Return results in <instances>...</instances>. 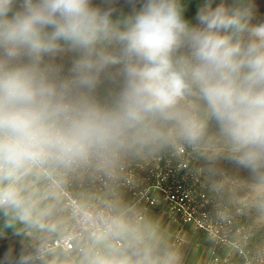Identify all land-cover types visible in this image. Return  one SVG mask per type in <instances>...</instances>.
I'll return each instance as SVG.
<instances>
[{
	"label": "clouds",
	"instance_id": "obj_1",
	"mask_svg": "<svg viewBox=\"0 0 264 264\" xmlns=\"http://www.w3.org/2000/svg\"><path fill=\"white\" fill-rule=\"evenodd\" d=\"M186 7L143 0L114 19L94 0H0V209L32 221L20 185L35 168L106 162L170 131L197 142L206 125L185 107L191 97L238 163L264 166V22H254V0H204L196 24ZM68 54L65 71L57 57ZM104 79L118 82L109 103L96 97Z\"/></svg>",
	"mask_w": 264,
	"mask_h": 264
},
{
	"label": "built area",
	"instance_id": "obj_2",
	"mask_svg": "<svg viewBox=\"0 0 264 264\" xmlns=\"http://www.w3.org/2000/svg\"><path fill=\"white\" fill-rule=\"evenodd\" d=\"M196 149L170 131L165 144L134 145L106 162L49 164L27 172L21 184L41 192L44 201H58L69 217L32 250V258L102 255L100 240L121 253L127 237L136 251L146 237L142 231L161 222L172 230L174 248L182 246L187 228L204 236L208 264H264V234L249 224L245 208L225 198L222 182H214Z\"/></svg>",
	"mask_w": 264,
	"mask_h": 264
},
{
	"label": "rangeland",
	"instance_id": "obj_3",
	"mask_svg": "<svg viewBox=\"0 0 264 264\" xmlns=\"http://www.w3.org/2000/svg\"><path fill=\"white\" fill-rule=\"evenodd\" d=\"M220 2L221 0H215L216 4ZM226 2L231 4L235 0H226ZM254 4L256 6L254 22H264V0H254ZM57 60L64 65L65 70H68L72 63V56L71 54L62 55L57 57ZM185 107L197 114L199 103L194 97H191L185 102ZM173 134L175 135L174 132ZM177 138L184 140L180 137ZM195 143L198 146L196 155L200 156L202 164L205 163L211 169L210 173L213 174L214 182H222L225 198L245 208L249 214V224L259 234H264V182L260 180L264 177V166L253 170L230 157L233 155L232 149L220 129L202 136V139ZM255 178L258 181H253ZM58 211L60 212V210ZM58 211H49L44 219L24 222L23 226L18 229L22 231L4 232V236L0 240V264H9L12 261L18 263L22 255L30 257L29 264H39L34 262L32 250L50 236L49 233L52 232V229L62 226L63 220L59 218L62 215L59 216ZM4 214H8V212L1 209L0 230H5L8 225L6 222L9 219ZM142 232L146 237H144L139 250H123L121 253H116L108 249V251H103L102 255L125 256L129 259L130 264H203L207 242L204 236L197 231L187 228L184 232V242L180 248L170 246L172 230L161 222L158 228L145 229ZM124 241L125 249L129 248L132 237H128ZM91 256L93 255L88 253H74L69 258L52 256L50 259L55 264H88V259Z\"/></svg>",
	"mask_w": 264,
	"mask_h": 264
},
{
	"label": "trees",
	"instance_id": "obj_4",
	"mask_svg": "<svg viewBox=\"0 0 264 264\" xmlns=\"http://www.w3.org/2000/svg\"><path fill=\"white\" fill-rule=\"evenodd\" d=\"M183 2L187 6L185 13H184L185 18L189 20L190 23L196 24L197 23L196 13H197L198 8L204 3V0H183ZM94 3L97 6L101 7L102 9H109V8L114 9L113 18L118 19L121 16L128 15L131 12H133L135 9H137L143 3V0H94ZM116 87H118V82L113 81L111 79L102 80L101 84L96 90L97 99L101 103H109L112 99L114 92L117 90ZM197 114L200 115L202 119H205L206 126L204 129L203 135H202L203 137L204 135H208L214 130L219 129V126L217 125L215 120L204 117L202 106L200 104H199V110ZM202 136L200 139H202ZM200 139L198 141H200ZM159 142L165 144L166 139L161 140ZM230 157H233L234 159H236L234 154L231 155ZM203 165L205 166L206 170L211 172V169H209L205 163ZM256 180L257 178H255L253 181L256 182ZM260 180L264 182V177Z\"/></svg>",
	"mask_w": 264,
	"mask_h": 264
},
{
	"label": "crops",
	"instance_id": "obj_5",
	"mask_svg": "<svg viewBox=\"0 0 264 264\" xmlns=\"http://www.w3.org/2000/svg\"><path fill=\"white\" fill-rule=\"evenodd\" d=\"M20 187L22 189V194L25 196V198L28 201V204L30 206L32 220L44 219L45 215L48 214L49 211H53L54 212V211L60 210V212L58 211L59 212V216L62 215V217H59V218H61L63 220V224H62V226L58 227L57 229H52L51 230L52 232H50L49 235H55L58 232V230H60L69 221L68 215L62 209V207L60 206L58 201H56V200L44 201L43 198H42L43 194L41 192L33 193L31 191L29 185L21 184ZM2 210H4L5 212H8V214H4V215L7 216L9 221L6 222L8 225L5 227V230L4 229L0 230V240L3 238V236H4L3 233L6 232V231H10V232L11 231H16V232L22 231V230H18V229L23 226L24 222H26V221L20 220L19 217L17 216V214L14 211L5 210V209H2ZM96 246L102 248L104 252L108 251V249L116 252L114 250L113 245L111 243H107V242H105L103 240L97 241L96 242ZM125 250L131 251V249H129V248H126ZM210 253L211 252H210V249H209L208 244H207V248H206V253H205V258L203 260V264H208L209 258H210ZM52 256H59L61 258H69L70 257V256H67V255L61 254L59 252H55V253L50 254L48 256L47 260H45V261L38 262V261H35L34 259L33 260H34V262H37L39 264H55L53 262V260L50 259V258H52ZM9 264H18V263L12 261Z\"/></svg>",
	"mask_w": 264,
	"mask_h": 264
}]
</instances>
